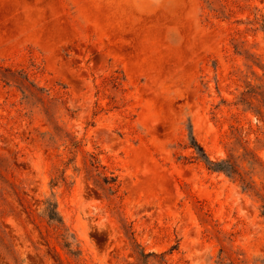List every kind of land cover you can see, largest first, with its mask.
I'll use <instances>...</instances> for the list:
<instances>
[{
  "label": "rangeland",
  "instance_id": "1",
  "mask_svg": "<svg viewBox=\"0 0 264 264\" xmlns=\"http://www.w3.org/2000/svg\"><path fill=\"white\" fill-rule=\"evenodd\" d=\"M1 63L60 97L78 146L43 143L54 127L0 85V264H264V118L232 105L264 84V0H0ZM190 137L212 162L239 157L250 189Z\"/></svg>",
  "mask_w": 264,
  "mask_h": 264
},
{
  "label": "trees",
  "instance_id": "2",
  "mask_svg": "<svg viewBox=\"0 0 264 264\" xmlns=\"http://www.w3.org/2000/svg\"><path fill=\"white\" fill-rule=\"evenodd\" d=\"M221 2L222 0H218ZM206 7L208 10L213 12H218L212 8L213 3L206 2ZM223 7L221 6V9ZM220 13L223 11L219 10ZM234 51L237 55H242L238 52L237 46L234 47ZM242 53V52H241ZM245 59L249 62L255 63L252 57L247 53H243ZM255 65V64H254ZM251 67V66H250ZM30 71V70H29ZM25 69H19L13 65H5L0 64V85L4 88H11L17 94L20 95V106H24L30 109V113L34 109H38L39 112L44 116L47 121V125H52L54 127V134L50 133H42L40 134V139L43 143L48 145H54L57 143V138L65 145L66 148L76 149L78 143L70 137V135L63 131L61 127H59L54 119V114L52 113V107L56 106H64V104L60 101V97H54L50 99V101H46L47 94L45 90L40 88L34 79H32V73ZM116 85V82H114ZM253 99L257 101V104L253 102ZM234 107L242 108L243 112H251L253 115L258 117V119L263 120L264 112L262 108H264V84L261 85H252L250 83L246 84L245 90L242 91L236 101L232 104ZM65 109V108H64ZM68 111L67 109H65ZM32 114V113H31ZM233 128V127H232ZM233 132L235 134V139L237 142H240V132L239 128H233ZM31 133H29L30 135ZM191 139V146L196 154V158L201 160L205 165L206 169L210 172L214 173H222L229 179H234L235 181L241 184L243 190L250 189V183L246 181L243 174L239 171V166L237 165V159H233L232 157H228L225 160L221 161H210L204 154L202 148L195 143L192 137ZM244 153L241 156L242 160H246L251 167H254L258 164V160L255 156L248 152L246 149H243ZM93 160L91 162V167L94 169L93 174H88V180L92 181L94 187L101 192V194L105 196H115L117 193V185H116V178L113 176H105L102 173L97 172L98 167L95 166L96 159L91 157ZM89 172V173H92ZM0 179L5 180L4 183H8L5 177L2 176L0 171ZM55 182H51L52 186H55ZM44 209L43 214L44 217L48 220V222L56 223L61 225V219L56 212V205L51 201H46L43 203ZM262 215L264 216V206L262 207Z\"/></svg>",
  "mask_w": 264,
  "mask_h": 264
}]
</instances>
